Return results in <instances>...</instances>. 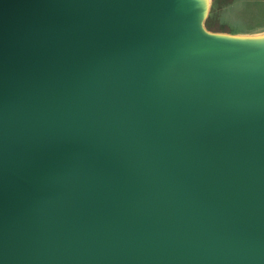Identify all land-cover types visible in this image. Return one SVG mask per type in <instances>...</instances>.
I'll return each instance as SVG.
<instances>
[{"label":"water","instance_id":"1","mask_svg":"<svg viewBox=\"0 0 264 264\" xmlns=\"http://www.w3.org/2000/svg\"><path fill=\"white\" fill-rule=\"evenodd\" d=\"M211 0H0V264H264V33Z\"/></svg>","mask_w":264,"mask_h":264},{"label":"rangeland","instance_id":"2","mask_svg":"<svg viewBox=\"0 0 264 264\" xmlns=\"http://www.w3.org/2000/svg\"><path fill=\"white\" fill-rule=\"evenodd\" d=\"M206 26L215 32L263 34L264 0H232L228 3L211 0Z\"/></svg>","mask_w":264,"mask_h":264},{"label":"trees","instance_id":"3","mask_svg":"<svg viewBox=\"0 0 264 264\" xmlns=\"http://www.w3.org/2000/svg\"><path fill=\"white\" fill-rule=\"evenodd\" d=\"M230 1H232V0H213V2L215 3V2H219V3H228V2H230ZM210 27V26H209ZM210 28H212V27H210Z\"/></svg>","mask_w":264,"mask_h":264}]
</instances>
